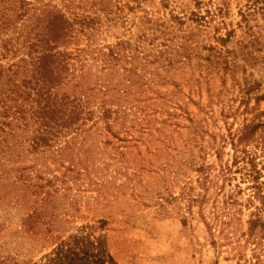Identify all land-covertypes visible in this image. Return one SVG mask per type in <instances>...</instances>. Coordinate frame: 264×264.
Masks as SVG:
<instances>
[{
	"label": "rangeland",
	"instance_id": "1",
	"mask_svg": "<svg viewBox=\"0 0 264 264\" xmlns=\"http://www.w3.org/2000/svg\"><path fill=\"white\" fill-rule=\"evenodd\" d=\"M106 1L112 5L111 12L102 11L98 4V13L95 7L86 12L95 18L92 47L97 51L109 52L118 46L127 53L128 39L135 44L145 31L155 45L170 40L176 43L195 28V56L191 61L174 63L169 73L158 68V63L147 69L139 81V92L119 103L122 109L128 103V113L113 116V120L119 117L113 128L122 140L111 137V146L96 155L89 177L78 167L55 168L46 154L27 156L26 164L34 168L23 176L17 173L22 179L36 181L35 186L28 188L30 181L19 182L15 196L0 198V264H238L236 257L211 244L198 207L184 222L186 203L179 198L184 186L189 183V188L192 179L195 193L201 189L197 173L179 166L189 162L194 168L193 155L203 157H197L199 164L218 165L212 145L217 144L215 138L219 142L220 136L227 134L223 108L227 103L238 110L246 106L237 83L254 73L264 85V64L243 61L236 43L229 44L239 51L233 72L209 50L210 45H218L214 35L219 22L225 21L229 29L236 30L234 42L242 38L240 9L248 0H201L200 5L183 0L177 9L201 12L211 21L207 31L188 22L186 32L174 28L170 15L175 8L173 1L145 0L142 10L135 0ZM263 25L260 20L255 30L264 35ZM80 43L84 46L87 41L82 38ZM100 62L93 61L90 66L97 75H102ZM115 63L113 82L122 79L128 83V62L122 59ZM158 72L161 77L155 76ZM254 104L252 99L250 106ZM228 120L234 122V128L239 124L232 117ZM122 126L128 128V135ZM169 134L176 146L187 144L190 149L178 155V151L155 141ZM104 147L101 144L100 148ZM230 151L228 147L224 160ZM180 169L184 174L175 179L174 172ZM38 176L43 179H36ZM212 201L206 204L207 222L211 220Z\"/></svg>",
	"mask_w": 264,
	"mask_h": 264
},
{
	"label": "trees",
	"instance_id": "2",
	"mask_svg": "<svg viewBox=\"0 0 264 264\" xmlns=\"http://www.w3.org/2000/svg\"><path fill=\"white\" fill-rule=\"evenodd\" d=\"M144 1L135 0L138 8L141 6L139 10ZM170 1L175 3L170 12L174 28L186 32L184 26L192 22L196 28L208 30L211 21L207 16L187 8L177 9L183 0ZM195 1L197 5L202 3ZM97 4L102 11H112L106 0H0V198L15 196L14 188L20 186L19 182L30 181L27 187L35 186L36 181L22 179L17 173L22 172L23 176L34 168L35 165L26 164L27 156L32 154L48 155L57 169L81 168L89 177L96 155L106 152L112 144L111 137L122 140L113 128L119 117L113 120V116L128 113V103L124 109L119 103L139 92V81L147 69L158 63V68L169 73L174 63H185L195 56L196 48L192 46L197 36L195 28L183 37L184 41L176 43L170 40L155 45L145 31L135 44L128 39L127 53L118 46L109 52L97 51L92 47L95 18L86 14L94 7L97 12ZM128 8L131 9L129 3ZM240 15L242 38L234 42L236 30L222 21L214 35L218 45H210L209 49L215 51L229 72L235 71L239 58L238 49L229 48L230 43L240 46L246 63L264 64V35L255 30L259 21H264V0H248ZM252 21L256 24L252 25ZM82 38L87 41L84 46L80 43ZM151 44L153 47L148 50ZM122 59L128 62L125 70L128 83L122 79L115 83L112 79L115 61ZM93 61H101L102 75L90 68ZM253 75L250 73L237 83L245 108L238 110L229 103L223 108L227 134H222L219 142L215 138L217 144L212 145L219 164H199L197 157H203L193 155L194 168L189 162L179 166L197 173L196 183L201 189L195 193L192 179L189 188L186 187L189 183L184 186L179 196L186 203L184 222L198 207L211 244L219 252L236 257L238 264H264V107L261 108L264 85ZM155 76L161 77L160 72ZM252 99L254 106H250ZM241 115L243 118H238ZM229 117L238 121L236 128ZM121 130L128 135L126 126ZM155 141L178 151V155L190 149L187 144L182 148L176 146L170 134ZM228 147L229 158L224 160ZM51 164H46L47 169ZM181 169L174 172L175 179L184 174ZM14 173L16 176H12ZM39 178L43 179L40 176L36 179ZM212 199L211 220L207 222L206 204Z\"/></svg>",
	"mask_w": 264,
	"mask_h": 264
}]
</instances>
